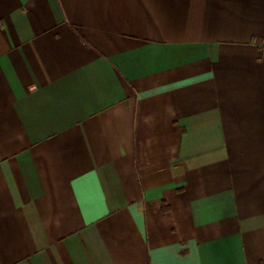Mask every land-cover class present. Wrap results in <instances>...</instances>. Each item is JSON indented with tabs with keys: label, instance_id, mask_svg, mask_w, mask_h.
Listing matches in <instances>:
<instances>
[{
	"label": "crops",
	"instance_id": "1",
	"mask_svg": "<svg viewBox=\"0 0 264 264\" xmlns=\"http://www.w3.org/2000/svg\"><path fill=\"white\" fill-rule=\"evenodd\" d=\"M0 264H264V0H0Z\"/></svg>",
	"mask_w": 264,
	"mask_h": 264
}]
</instances>
